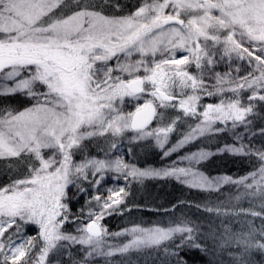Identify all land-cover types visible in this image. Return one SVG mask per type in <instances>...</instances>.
<instances>
[{"label":"snow or ice","instance_id":"6c2138e0","mask_svg":"<svg viewBox=\"0 0 264 264\" xmlns=\"http://www.w3.org/2000/svg\"><path fill=\"white\" fill-rule=\"evenodd\" d=\"M148 181L204 199L136 203ZM192 254L264 264V0H0V264Z\"/></svg>","mask_w":264,"mask_h":264},{"label":"trees","instance_id":"16d2710c","mask_svg":"<svg viewBox=\"0 0 264 264\" xmlns=\"http://www.w3.org/2000/svg\"><path fill=\"white\" fill-rule=\"evenodd\" d=\"M211 146L214 147L215 145L213 144ZM149 159L154 163L157 162L155 157H149ZM205 170L214 174L226 172L228 174L242 175L247 170V165L240 161H233L231 158L215 159L207 165ZM180 199L200 202L204 199V194L194 190L190 191L174 181H148L145 187L137 188L135 194L136 203H141L149 207H170L172 203H176L177 200ZM82 202L81 200V203ZM74 207H78V205ZM180 211L193 216V218L201 215L195 208L182 207ZM177 214H179V212ZM164 219H166V217L163 213H155L144 208L141 210L134 209L132 213L128 214L126 217H111L106 223L110 230H118L120 227L128 224L129 221H144L147 223ZM190 264H204V261L198 254H192Z\"/></svg>","mask_w":264,"mask_h":264},{"label":"rangeland","instance_id":"374dc122","mask_svg":"<svg viewBox=\"0 0 264 264\" xmlns=\"http://www.w3.org/2000/svg\"><path fill=\"white\" fill-rule=\"evenodd\" d=\"M205 170V169H204ZM206 171V170H205ZM207 172V171H206ZM207 173H209V174H212V175H216V174H214V173H210V172H207Z\"/></svg>","mask_w":264,"mask_h":264}]
</instances>
